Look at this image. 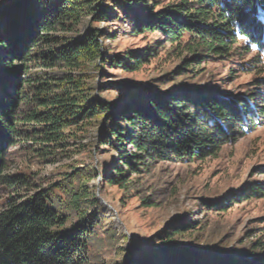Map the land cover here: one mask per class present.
<instances>
[{
  "label": "trees",
  "instance_id": "obj_1",
  "mask_svg": "<svg viewBox=\"0 0 264 264\" xmlns=\"http://www.w3.org/2000/svg\"><path fill=\"white\" fill-rule=\"evenodd\" d=\"M19 0L0 26V45L6 54L0 58L6 68L19 55L25 60L38 59L43 66L79 67L98 50V42L89 32L79 40L55 46L47 35L68 20H76L84 9H94L99 18L100 0ZM131 5V4H129ZM149 11L148 14L145 11ZM134 32L159 31L180 50L190 55L187 65L200 66L206 58L228 59L240 45L239 54L255 52L254 69L264 72V0H170L165 8L143 5L141 14L131 20ZM40 45L47 49H39ZM3 55V54H2ZM21 55V56H22ZM146 54L129 51L117 57L113 66L136 70ZM13 60V61H12ZM45 60V61H44ZM113 60V61H114ZM245 69V67L243 68ZM1 76V74H0ZM256 82L264 86V76ZM78 79L54 81L38 74L28 79L2 76L0 81V184L21 191L29 185L25 173L3 174L4 145L21 133L20 121L31 124L23 132L39 144L40 156L48 155L67 144L65 129L85 117L104 113L109 106L95 99H82ZM261 105H256V100ZM264 92L227 95L210 88H180L176 92H132L129 98L108 114L112 126L103 128L100 144L117 149V161L111 171L103 173L106 183L126 187L131 174L142 172L146 160L175 159L203 161L216 156L220 147L264 123ZM125 118L134 128L128 137L118 125ZM128 142L133 151L125 150ZM264 174V168L260 169ZM71 193V191H70ZM65 209L78 213L69 223L60 207L61 196L38 189L30 195L18 193L0 203V264H83L93 227L98 223L96 199L87 189L70 194ZM264 196V181L246 184L236 193H228L219 202L206 200L210 209L224 208L230 201ZM87 202L90 210L81 209ZM62 209V210H61ZM188 222L181 231L189 230ZM253 248V249H252ZM132 264H264V242L256 240L248 253L216 257L189 251L150 249L137 252Z\"/></svg>",
  "mask_w": 264,
  "mask_h": 264
},
{
  "label": "rangeland",
  "instance_id": "obj_2",
  "mask_svg": "<svg viewBox=\"0 0 264 264\" xmlns=\"http://www.w3.org/2000/svg\"><path fill=\"white\" fill-rule=\"evenodd\" d=\"M169 1L100 0L96 2L100 4L97 8L105 11L104 18H99L94 9H84L77 21L68 20L63 27L48 32V36L56 39L55 46L93 33L98 50L79 67L43 66L41 60H25L22 54L12 60L10 68L0 63V81L2 76L11 75L25 80L35 73L59 82L78 79L82 99L99 100L109 106L106 112L85 117L66 128L67 144L51 154H37L39 144L23 132L31 124L22 121L17 126L19 136L11 139L12 144L4 145L3 174L25 173L31 178L29 185L18 192L1 183L0 203L16 193L24 197L46 189L61 196L60 207L70 223L78 217L76 211L64 208L72 192L87 189L90 198L96 199L93 209L98 208L99 219L93 227L83 264H132L135 253L150 249L237 256L248 253L256 240L264 242V196L230 201L218 209L205 204L208 199L219 202L248 183L264 181V174L259 172L264 168V123L233 143L223 144L216 156L203 161L146 160V167L131 174L126 187L106 183L103 178L118 157L116 148L100 144L105 135L103 128L115 124L108 114L124 103L130 93L176 92L183 87L210 88L227 95L264 92V86L256 82L259 76H264V72L258 74L263 67L254 69L250 64L255 52L239 54L242 41L235 44L236 52L228 59L206 58L200 66H188L190 55L167 40L162 32H134L131 20L141 14L143 5L155 4L158 10ZM18 2L0 0V26ZM37 5L36 0L31 9L37 11ZM39 49L47 46L40 45ZM129 51L146 54L136 70L113 66L114 59L126 56ZM5 54L0 45V58ZM259 101L256 100V105H261ZM118 125L126 129L123 132L126 138L134 131L125 118ZM124 143L125 150L133 151L128 142ZM81 209L91 211L87 202ZM184 222L192 228L179 230Z\"/></svg>",
  "mask_w": 264,
  "mask_h": 264
}]
</instances>
